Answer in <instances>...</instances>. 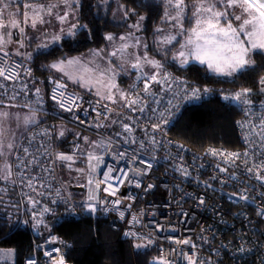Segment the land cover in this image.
<instances>
[{
	"label": "built area",
	"instance_id": "obj_1",
	"mask_svg": "<svg viewBox=\"0 0 264 264\" xmlns=\"http://www.w3.org/2000/svg\"><path fill=\"white\" fill-rule=\"evenodd\" d=\"M11 61L21 64L20 79L0 80V83L7 86L6 89L0 88V100L4 102L0 106L14 104L19 108L50 114V111H56V114H52L55 118L92 134L97 143L105 145L103 148H98L97 155L103 157V163L95 173L96 178H102V172L111 167L116 170L114 175L119 176L121 171H126L133 181L126 186H120L121 199L126 196L132 197V199L124 200L121 205L114 206L110 201L115 198L105 194L104 198L109 201L105 205L108 211L98 208L97 212L88 213L75 207L71 213H68L63 201L70 196L58 179V161L55 160V154L69 153L57 148L52 127L37 126L26 133L12 163L23 213L31 217L33 212L38 213L43 207H49L52 212L45 213L43 216L48 227L58 225L64 220H80L85 213L90 216L93 223H96L98 218L107 219L111 228L120 233V240L131 246L135 243L146 244L148 238H151L152 244L144 247L150 254V262L163 249L171 264H187L184 254L191 255L193 251L199 259L208 261L209 264H264V217L257 215L258 211L264 210V184L255 179V175L260 172L255 165L264 161V138L258 135L260 121L264 118V107L261 106V102L252 103L250 106L237 105L234 102L241 111L240 117L234 124L237 147L228 149L207 146L201 151H194L176 140L171 130L186 107L200 105L209 100L211 91L202 92L199 100H185L183 88L190 86L203 90L204 87L197 86L171 69L167 71L173 78L186 81V84L173 82L171 90L166 93L160 91L159 85H153L152 91L156 93V96L147 97L149 108L144 113L117 109L124 112L123 116L117 117L115 113H108L97 106L96 99L71 85L68 87V93L77 92L84 97L82 102L84 110L63 112L50 99L52 85L49 83V77L52 76L51 74L41 77L36 85L35 82L27 83L30 81V76L24 75L22 70L29 66L27 60L24 57L12 55ZM25 83L27 94L20 92ZM134 83L137 91L143 88L142 80L134 77L130 85ZM37 87L41 89L39 97L34 94ZM12 96H15V99L10 100L9 97ZM93 108L96 111H93ZM151 108L157 111L153 113ZM97 112H103L108 119L103 120L97 116ZM161 112L165 113L163 118L159 115ZM129 116L133 119H127ZM76 117L84 123H80ZM162 119H168L169 123L162 124L163 131L153 133L151 124L161 122ZM112 120H116L117 123L112 124ZM122 122L129 123L134 131L131 134L124 133L120 127ZM101 123L111 126L98 127L97 125ZM241 124L247 126L241 128ZM116 132H120L121 135L116 136ZM249 133L251 134L245 141V135ZM152 136L160 143H150L149 139ZM125 139L128 143L124 142ZM133 139L135 143H132ZM142 143L143 148H141ZM25 148L28 149V154L24 153ZM210 149L223 153L236 152L241 155L234 163H225L224 156H213L210 154ZM119 152H125L126 155L121 158L117 155ZM245 152H247L246 156ZM133 155L144 163L132 161L130 157ZM78 156L85 159L81 155ZM22 160L31 163H28L26 167L23 165L19 168L15 167ZM244 161L248 162L247 165ZM149 163L153 165L151 169L147 168ZM180 165L187 168L189 173L187 177L182 176L179 171H174ZM248 167H253L254 171L249 173L246 170ZM220 168H225L227 171L221 172ZM133 169L146 171L147 175H135ZM233 173L235 178L232 176ZM29 179L35 191L28 186ZM137 181L142 182L141 188L135 187ZM148 184H154L155 187L145 193L142 188ZM37 193H43V195ZM232 193L237 195L233 196ZM240 194L245 195L247 200L239 199ZM200 197L204 198L205 204H198ZM30 199L40 201L35 209L29 204ZM71 200L78 204L72 198ZM120 212L124 214L123 219L119 215ZM134 216L138 223L132 222ZM40 229L45 228L41 225L39 229L34 230L31 226V231L37 240L33 244V254L25 259L24 264L29 259H34L37 264H52V260L44 253L55 248L61 249L66 262L71 243L55 232L42 235ZM128 231L137 232L144 239L126 236L125 232ZM50 236L57 238L55 244L46 243ZM183 239H190L196 248L192 249L191 245H180L175 242ZM205 240L208 242L205 243ZM240 247H243L245 251L240 252ZM8 250L11 249L0 250V254H4L0 264H16L14 251L12 250L11 256H7ZM53 256H56L55 252Z\"/></svg>",
	"mask_w": 264,
	"mask_h": 264
},
{
	"label": "snow or ice",
	"instance_id": "obj_2",
	"mask_svg": "<svg viewBox=\"0 0 264 264\" xmlns=\"http://www.w3.org/2000/svg\"><path fill=\"white\" fill-rule=\"evenodd\" d=\"M107 0H105V3ZM166 8L165 14L162 20L168 22L172 28L176 29V33L183 35L187 33L186 39L180 44V49L173 54L172 62L179 65L181 69H185L186 66L190 64H199L204 66L208 73L215 76L222 77H232L236 78L237 74L243 73L246 69H250L255 65V60L253 59L254 54L264 55V0H193L191 6L186 2V0H165ZM13 5L15 8L13 10ZM81 0H48L47 3L44 0H0V80L2 81H17L20 79V70L22 68L21 64L11 61V56H23L25 54L20 52L21 48L26 47V42L30 39L26 29L30 28L33 31L46 32L42 29L43 25H52L54 22L58 24L59 30L54 32L49 40L37 45L38 49H47L52 45H57L62 48V41L65 38H75L78 32L86 28V25H81L79 23L78 13L81 9ZM124 11V18L126 19L129 15H135L134 10H129L121 5ZM192 9L191 19L194 21L190 29L184 27L185 20L188 19L186 10ZM171 10V11H170ZM175 13V15L172 14ZM145 17L140 16L139 20L132 25L130 28L135 29L136 32L141 30L140 22L143 21ZM163 29L157 27L155 29V34L160 35L161 38L157 43V52L166 53L171 49L168 47L173 45V42L177 41V34H166L162 35ZM19 39H15L16 36ZM107 41H114L116 38L112 34H107L104 37ZM119 40L129 41L134 40V43H122L116 50L107 53L108 56L117 57L118 53L120 55L121 64L117 67L120 68L126 75L129 71H134L137 80L143 81V88L139 91L136 90L135 83L129 86V89H121L116 83V77L120 74L113 67H105L100 69L98 66L96 68L89 67L88 65L82 64L81 60L77 57H67L60 56L54 59L51 63L45 65V68L54 70L60 75L58 77H49V83L52 85V94L50 99L55 102L57 107L63 112H74L77 109L83 111L82 102L84 97L77 92L68 93V83L70 81L73 85H78L81 89H85L90 92L93 96L98 99L95 104L100 108L104 109L108 113H115L117 117L123 116V111H118L117 109H127L130 111H139L144 113L147 108H149V101L147 97H155L156 93L152 91L153 85H159L161 92H168L172 88V83L186 84V81L179 80V78H173L172 74L167 71V68L163 61L155 59L148 54V45L142 44L139 37H136L133 32H129L127 35H122ZM16 45V50L14 53L10 52L9 45ZM174 46V45H173ZM131 47H143L146 49L142 55H135L132 62H129L125 58L127 50ZM103 49L96 50L93 55L101 57L103 59L102 53ZM52 53H49L51 55ZM27 60L32 59V53H27ZM165 59L167 56L165 55ZM11 61V62H10ZM113 63L110 61V64ZM127 64V69L124 65ZM146 67L150 71H146ZM23 73L26 76H31L32 72L30 68H23ZM66 78V79H65ZM258 89L255 90V94L264 95V76H261L258 81ZM6 85L0 83V88L6 89ZM27 85L25 84L20 92L25 94ZM183 98L185 100H199L201 94L208 93L210 90L204 88L203 90L196 87H185L182 89ZM41 89L39 87L35 88V95L40 96ZM254 94V89L250 87L240 88L230 94L222 96L225 101L235 102L237 105L243 104L250 106L253 103L252 96ZM10 100L15 99V96L9 97ZM91 102V101H88ZM159 101H157L158 103ZM3 100H0V104H3ZM171 104V101H169ZM112 105L114 107L109 106ZM261 106L264 107V101L261 102ZM5 107H15L14 104L5 105ZM173 107H176L173 105ZM151 112L155 113L157 109L151 108ZM93 111H96L93 108ZM12 113L7 111H0V158L4 159V163L0 166V180L6 181L11 184H15L16 181L14 176L13 165L7 160V155L16 147L14 143L7 142L5 139L7 137V130L2 127L3 122L7 121L12 117ZM160 117L163 118L165 113L161 112ZM97 116L101 117L103 120H107L108 116L104 115L103 112H97ZM19 120V116H16ZM79 120V117H76ZM127 119H133L129 116ZM149 119H151L149 117ZM80 123H84L83 120H79ZM25 126L28 124H35V116H25L23 119ZM112 124H116V120H112ZM168 119H162L161 122H153L151 124V130L153 133L163 131L162 124H168ZM239 123V122H237ZM98 127H110L108 124H98ZM247 125L241 124L240 127L244 128ZM120 127L124 133L131 134L134 129L127 123L122 122ZM255 131V129H253ZM47 134V133H45ZM245 135V141H247L248 135ZM116 136H120V132L115 133ZM262 138H264V118L260 121V131L258 133ZM65 136V131L61 130L56 137L57 139ZM78 139H83L85 145L89 146L92 150L87 152L86 157L84 156V149L80 147L79 144H75L73 148V154H67L63 152H57L55 154V160L59 162L60 166H65L69 170H73V164L76 163V152L79 151L80 155L87 160L86 168L74 169L81 177L86 178V184H81V187L88 188L87 197L76 204L69 197L64 200L63 203L66 205V211L71 213L73 208L79 207L83 211L88 213L97 212L98 208L103 211H108L105 207L107 201L104 197L105 194L108 197H114L115 199L110 201L114 206L121 205L124 200L132 199L130 196H126L123 199L120 198V186L133 183L129 177L128 172L121 171L119 176L114 175L115 169L109 167L107 171L102 172V178H96L95 173L100 165L103 163V157L96 154V149L105 147L102 143H97L96 141L89 140L88 137H81L79 133L76 134ZM125 143L128 140L125 139ZM149 142L152 144H159L154 136L150 137ZM135 143V139L132 140ZM111 146L110 144L108 145ZM144 144H141V148ZM7 149V153L5 151ZM210 154L213 156H224L225 163L235 162L240 158V153L230 152L223 153L216 149H210ZM24 153L28 154V149H24ZM119 157L123 158L126 153L119 152L117 154ZM247 155V152L244 153ZM132 161L138 163H144L143 160H137V157L133 155L130 157ZM154 159V157H153ZM26 161H21L20 164L15 165L19 168L22 165L27 166ZM247 165V161H244ZM152 164H147V168L151 169ZM219 167V166H218ZM256 169H259V174L255 175V179L261 181L264 184V161L260 164L255 165ZM249 173L254 171L253 167H248L246 169ZM174 171H179L182 176L187 177L189 175L187 168L183 165L177 166ZM221 172H226L227 169L220 168ZM135 175H147L146 171H141L138 169H133ZM235 178V174H232ZM28 186L35 191L33 188L31 179L28 181ZM136 188L142 187V182H135ZM153 187L154 184H148L142 188V190L147 193ZM7 193V189H0ZM38 195H43V193H37ZM59 195V192H57ZM231 195L236 196L237 193H232ZM2 199V198H0ZM239 199L247 200V197L243 194L239 195ZM39 200L30 199L29 204L35 209L36 205L39 204ZM56 203V201H53ZM198 204H205L203 197L198 198ZM17 207L16 205H13ZM52 210L49 207H43L41 211L33 212L30 220L23 221L24 225H28L30 221H33V229H39L41 225L45 229L48 225L44 222L43 216L45 213H51ZM54 214V213H53ZM121 219L124 218L123 212L119 213ZM257 215L264 217V210L257 212ZM133 223H138L137 218L133 217ZM3 225H0L2 227ZM204 229H202L203 231ZM126 236L133 238H140L139 233L134 231L125 232ZM57 238L50 236L46 240V243L55 244ZM180 245H191L192 249L196 248V245L192 243L190 239H183L175 241ZM208 241L205 240V243ZM152 244L151 238H148L146 244L135 243L133 247L140 249L147 247ZM225 247V245H221ZM240 252H244L243 247L239 248ZM53 252L56 256H53ZM7 256L12 255V250H8ZM45 256L52 260V264H66L65 257L59 248L52 249L51 251H46ZM185 259L187 264H209L208 261L201 260L197 257L196 253L193 251L191 255L185 253ZM4 258V254H0V259ZM26 264H37L34 259H29ZM150 264H171V261L167 258L165 250L161 249L160 254L157 257H153Z\"/></svg>",
	"mask_w": 264,
	"mask_h": 264
},
{
	"label": "trees",
	"instance_id": "obj_3",
	"mask_svg": "<svg viewBox=\"0 0 264 264\" xmlns=\"http://www.w3.org/2000/svg\"><path fill=\"white\" fill-rule=\"evenodd\" d=\"M118 1L124 8L134 10L136 14L129 15L132 18L118 22L111 17L114 0H107L106 3L105 0H81L82 7L78 13L79 23L87 27L78 32L75 37L76 42L72 39L64 40L62 48L54 46L46 53L29 60L33 69L31 70L32 75L29 77L30 81L27 83L35 82L36 85L41 77L48 74L44 65L64 52H78L86 50L90 46L104 45L105 35L126 31L127 25L132 23L139 14L145 15L146 30L156 29L159 18L163 15L162 7L165 0ZM186 2L191 4L193 0H186ZM49 53L52 54L49 55ZM253 59L255 65L252 68L237 74L236 78L231 80L212 76L203 66L197 64H190L185 69L166 65L197 86L208 88L211 91L209 100L184 109L171 130L172 136L194 151H201L207 146L228 149L237 147L234 124L240 117L241 111L234 102L225 101L222 96L243 87H250L254 89L253 103L264 101V95L255 94V90L259 87V78L264 76V55L254 54ZM24 81L26 82V79ZM50 112L51 114L45 113L48 116L36 126L52 127L50 121L55 117L52 115L54 113ZM56 137L54 132L57 148L67 151L68 144L57 140ZM5 188L7 193L3 192V197L7 200L3 202V205H0L2 207L0 209V225H3L0 227V250H13L16 264H24L25 259L33 254V244L37 238L31 231V221L28 225L23 224V221L30 220V217L23 213L16 185L6 184L2 189ZM13 205L17 207H13ZM40 231L42 235L55 232L71 243V248L66 255L68 264H150L149 252L145 248L137 249L133 245L121 241L120 233L111 228L107 219L98 218L96 223H93L90 216L85 213L80 220H64L58 225H50L47 229H40Z\"/></svg>",
	"mask_w": 264,
	"mask_h": 264
},
{
	"label": "rangeland",
	"instance_id": "obj_4",
	"mask_svg": "<svg viewBox=\"0 0 264 264\" xmlns=\"http://www.w3.org/2000/svg\"><path fill=\"white\" fill-rule=\"evenodd\" d=\"M46 1H48V0H44V2H46ZM191 4H189V6H191ZM121 5L122 4L118 0H114V7H113V10L111 12V17L115 21H118V22H122L128 18H132L131 16H128L126 19L124 18V11L121 8ZM14 8H15V5H13V10H14ZM165 8H166V4L164 3V6L162 7L163 15L159 18V22H158L157 27L164 30L162 35H166L169 33L177 34L176 29L172 28L168 22H165L164 20H162V17L165 14ZM186 13H187L188 19L185 20L184 27L186 29H190L194 23V21L191 19L192 9L191 8L187 9ZM172 14L175 15L174 12H172ZM140 16L145 17L144 14H139L137 17H135V20L132 23H130L129 25L135 24L139 20ZM140 24H141V30L139 32H136L135 29L130 28L129 25H127V30L124 32L110 33L116 38L114 41L110 42V41L105 40V44L102 46H99V47L98 46H90L86 50L78 51V52H72V53L64 52L61 55H59L58 57H60V56L77 57L81 60L82 64L88 65L89 67H92V68H96L97 66L100 69H103V68L108 67V66L113 67L116 69L117 72L120 73L116 77L117 85L121 89L127 90L129 88V85H130L131 81L133 80V78L136 77L135 72L129 71L128 74L126 75L123 71L120 70L119 67H117L122 62L121 59L119 58L121 54L118 53L117 57H111V56H108L107 53H110V52L116 50L117 48H119L121 46L122 43H129V44L134 43V40L124 41V42L119 40L120 36L127 35L129 32H133L136 37L140 38L142 44L148 45L147 51H148L149 56H152L155 59L163 61L165 66L166 65H174L175 67L181 69L178 64L172 62L171 58H172L173 54H175L180 49V44L183 43L184 40L186 39L187 33H185L183 35L177 34V41H179V43L174 41L173 42L174 46L173 45L168 46L171 49L170 51H167L166 53L157 52V50H156L157 49V43L156 42L161 38V36L155 34V28H153L152 30H146V27H147L146 26V18L143 21H141ZM59 27L60 26L54 22L52 25L41 26V28L45 29L46 32L33 31L30 28L26 29L31 42H30V44H29V42H26V47L20 49V52L25 54L21 57L25 58L27 53H32V59H33L35 56L46 53L47 51H49L54 46H57V45H52L51 47H49L47 49H38L37 48L38 44L46 42L47 40H49L51 38V36L54 34V32L59 30ZM19 38L20 37L18 35L15 37V39H19ZM68 39H72L73 41L75 40V38H65L64 40H68ZM75 42H76V40H75ZM16 47L17 46L14 44L9 45L10 52L14 53L16 50ZM100 49L104 50V52L102 53L103 59H101V57H99V56L93 55V53L96 50H100ZM144 51H146V49H144L143 47H131L127 50V53L125 54V58L128 59L129 62H132L135 55H142L144 53ZM165 55L167 56V59H165ZM53 60H51L47 64L51 63ZM110 61L113 63L110 64ZM27 62L29 64V66L27 68H30L32 70L33 69L32 64L30 63L29 60H27ZM47 64H45V65H47ZM193 64H195V63H193ZM45 65H44V69L48 71V74H51L54 77H58L60 75L59 73H56L54 70L45 68ZM197 65H199V64H197ZM124 67H125V69H127V64H125ZM166 68L173 70L172 68H169V67H166ZM145 70L150 71V69H148L147 67ZM177 74H179V73H177ZM209 74L212 76H215L211 73H209ZM215 77L221 78V79H227V80L233 79L232 77H222V76H215ZM67 83H68V85H71L74 88L86 93L87 95L91 96L92 98H94L96 100L98 99L97 97L93 96L90 92H87L85 89H81L78 85H73L70 81H67ZM0 111H7V112H10L13 114L12 117L10 119H8L7 121H4L3 125H2V127L7 130V137L5 139V143L12 142L16 146L14 148V150L11 152V154L7 155V160L11 164V159H12V163H13V156L15 155L20 142L25 138L26 133L31 128L37 127L36 125H39L43 120H45V118L48 115L45 113L38 112V111H32V110H29L27 108H19L16 106L15 107L0 106ZM52 112L54 114H56V111L53 110ZM33 114L35 116L36 123L35 124H28L27 126H25L23 123L24 117L25 116H32ZM16 116H19V120L16 119ZM50 124L52 125L56 136H58V134L61 130L65 131V136L57 139V140H62L68 144V146H67L68 150L67 151L65 150V152H69V154H73V148H74L75 144H79L80 147L82 149H84V155L85 156L87 155L88 151L92 150L89 146L85 145L83 139H78L76 136V134L79 133L81 137H88L89 140L95 141V137L92 134L85 132V131L65 122V121L55 119V118H52V121H50ZM5 151L7 153V149H5ZM97 152H98V149H96V154H97ZM78 155H80L79 151L76 152L77 159H76V163L73 164V170H69L65 166H60L59 162L57 163L58 179H59L61 185L68 192V195L74 201L85 199L87 197L88 191H89L87 187H82L83 192H80V193L79 192H70L67 190L68 186H70V185L77 186V185H81V184H86V178L81 177L80 174L74 170L77 168H86L87 163H88L86 159L80 158ZM3 163H4V159L0 158V166H2ZM6 184L11 185V183L0 180V189H2V187L5 186ZM0 198H2V199H0V205H3L4 204L3 202H5L7 200L6 198L3 197V191H0ZM8 206H11V205H8ZM0 209H2V207H0ZM8 211H10V210L8 209Z\"/></svg>",
	"mask_w": 264,
	"mask_h": 264
},
{
	"label": "water",
	"instance_id": "obj_5",
	"mask_svg": "<svg viewBox=\"0 0 264 264\" xmlns=\"http://www.w3.org/2000/svg\"><path fill=\"white\" fill-rule=\"evenodd\" d=\"M68 191L70 192H83V188L82 187H78V186H74V185H70L67 188Z\"/></svg>",
	"mask_w": 264,
	"mask_h": 264
},
{
	"label": "crops",
	"instance_id": "obj_6",
	"mask_svg": "<svg viewBox=\"0 0 264 264\" xmlns=\"http://www.w3.org/2000/svg\"><path fill=\"white\" fill-rule=\"evenodd\" d=\"M48 1H46L45 3H47ZM52 2H56V0H52ZM11 164H12V159H11ZM78 186V185H77ZM80 187V186H78Z\"/></svg>",
	"mask_w": 264,
	"mask_h": 264
},
{
	"label": "bare ground",
	"instance_id": "obj_7",
	"mask_svg": "<svg viewBox=\"0 0 264 264\" xmlns=\"http://www.w3.org/2000/svg\"><path fill=\"white\" fill-rule=\"evenodd\" d=\"M14 157V156H13Z\"/></svg>",
	"mask_w": 264,
	"mask_h": 264
}]
</instances>
